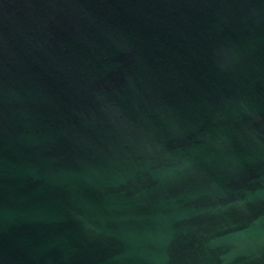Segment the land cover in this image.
<instances>
[{"label": "water", "instance_id": "water-1", "mask_svg": "<svg viewBox=\"0 0 264 264\" xmlns=\"http://www.w3.org/2000/svg\"><path fill=\"white\" fill-rule=\"evenodd\" d=\"M0 264H264V0H0Z\"/></svg>", "mask_w": 264, "mask_h": 264}]
</instances>
